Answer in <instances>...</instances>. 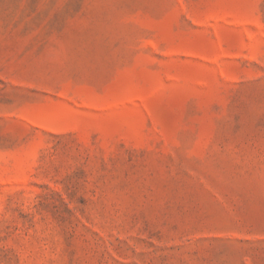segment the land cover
I'll return each instance as SVG.
<instances>
[{
	"label": "rangeland",
	"instance_id": "rangeland-1",
	"mask_svg": "<svg viewBox=\"0 0 264 264\" xmlns=\"http://www.w3.org/2000/svg\"><path fill=\"white\" fill-rule=\"evenodd\" d=\"M0 264H264V0H0Z\"/></svg>",
	"mask_w": 264,
	"mask_h": 264
}]
</instances>
